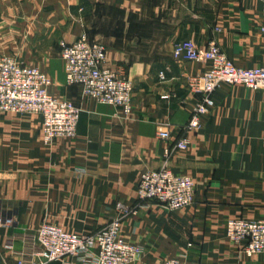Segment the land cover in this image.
I'll list each match as a JSON object with an SVG mask.
<instances>
[{
    "label": "crops",
    "instance_id": "crops-1",
    "mask_svg": "<svg viewBox=\"0 0 264 264\" xmlns=\"http://www.w3.org/2000/svg\"><path fill=\"white\" fill-rule=\"evenodd\" d=\"M263 25L264 0H0V55L34 53L51 94L81 109L77 136L51 145L41 116L0 113V217L11 221L0 225V264H16L13 249L44 221L91 233L117 216V203L136 205L141 173L165 163L170 143L158 131L172 141L183 135L199 100L188 78L207 69L176 61L175 46L215 42L236 66L260 67ZM84 32L106 46L105 66L132 80L130 115L67 84L59 44ZM214 100L189 149L167 162L194 179L193 205L170 211L143 202L123 221L125 238L143 248L135 264L182 255L195 264H264L226 235L229 219L264 220V89L223 85Z\"/></svg>",
    "mask_w": 264,
    "mask_h": 264
},
{
    "label": "built area",
    "instance_id": "built-area-1",
    "mask_svg": "<svg viewBox=\"0 0 264 264\" xmlns=\"http://www.w3.org/2000/svg\"><path fill=\"white\" fill-rule=\"evenodd\" d=\"M59 46L69 86H79L84 97L114 106L126 116L132 113L134 84L123 72L105 66L107 49L102 42L84 32L75 42L61 41ZM173 56L176 61L206 63L207 69L188 78V87L199 100L191 110L183 135L172 141L170 131H158V138L170 145L165 150L163 166L141 173L138 203L134 206L117 203V216L91 233L68 231L44 221L34 234L23 236L22 249H13L16 264H135L143 248L125 238V218L137 215L143 202L157 203L170 211L193 205L194 179L188 174L176 173L167 162L174 153L189 149V135L202 128L204 118L215 106L214 93L218 88L243 85L254 91L264 89V65L238 67L215 42L207 49H200L190 40L182 41L175 46ZM160 77L164 79L165 74L161 72ZM52 84V78L38 67L23 65L13 56L0 55V113L41 116L46 145L60 138H75L81 113L73 101L53 96ZM10 222L0 217V225ZM226 235L247 257L264 255V220L229 219ZM160 264L195 263L182 255L164 259Z\"/></svg>",
    "mask_w": 264,
    "mask_h": 264
},
{
    "label": "rangeland",
    "instance_id": "rangeland-1",
    "mask_svg": "<svg viewBox=\"0 0 264 264\" xmlns=\"http://www.w3.org/2000/svg\"><path fill=\"white\" fill-rule=\"evenodd\" d=\"M3 54H6V53H3ZM7 54L13 57H16L17 60L23 65L39 66L41 63V58H38V57L35 58L36 57L35 54L31 52H12V53H7ZM59 57L62 58L61 50H60Z\"/></svg>",
    "mask_w": 264,
    "mask_h": 264
},
{
    "label": "water",
    "instance_id": "water-1",
    "mask_svg": "<svg viewBox=\"0 0 264 264\" xmlns=\"http://www.w3.org/2000/svg\"><path fill=\"white\" fill-rule=\"evenodd\" d=\"M0 263H1V254H0Z\"/></svg>",
    "mask_w": 264,
    "mask_h": 264
}]
</instances>
